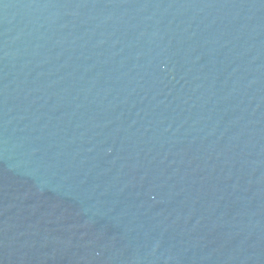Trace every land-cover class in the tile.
Returning a JSON list of instances; mask_svg holds the SVG:
<instances>
[{
	"label": "water",
	"instance_id": "water-1",
	"mask_svg": "<svg viewBox=\"0 0 264 264\" xmlns=\"http://www.w3.org/2000/svg\"><path fill=\"white\" fill-rule=\"evenodd\" d=\"M0 264H264V0H0Z\"/></svg>",
	"mask_w": 264,
	"mask_h": 264
}]
</instances>
